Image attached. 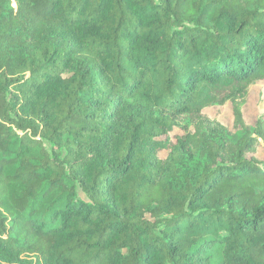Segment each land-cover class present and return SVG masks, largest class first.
Returning <instances> with one entry per match:
<instances>
[{"label":"trees","instance_id":"trees-1","mask_svg":"<svg viewBox=\"0 0 264 264\" xmlns=\"http://www.w3.org/2000/svg\"><path fill=\"white\" fill-rule=\"evenodd\" d=\"M258 82L264 0H0V264H264Z\"/></svg>","mask_w":264,"mask_h":264},{"label":"rangeland","instance_id":"rangeland-1","mask_svg":"<svg viewBox=\"0 0 264 264\" xmlns=\"http://www.w3.org/2000/svg\"><path fill=\"white\" fill-rule=\"evenodd\" d=\"M204 113L210 119L209 124L218 123L227 128L233 135L239 134V130L234 126V116L230 105L209 108ZM244 120L251 127H255L259 121H264V82H258L252 88L248 105L244 109ZM261 143L263 142L261 141ZM257 157L264 161V144L259 148Z\"/></svg>","mask_w":264,"mask_h":264}]
</instances>
